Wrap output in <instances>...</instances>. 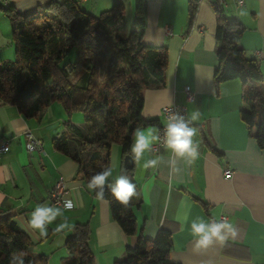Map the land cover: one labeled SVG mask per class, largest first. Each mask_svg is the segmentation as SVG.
Returning a JSON list of instances; mask_svg holds the SVG:
<instances>
[{"label": "crops", "instance_id": "1", "mask_svg": "<svg viewBox=\"0 0 264 264\" xmlns=\"http://www.w3.org/2000/svg\"><path fill=\"white\" fill-rule=\"evenodd\" d=\"M51 1L0 0V61L15 58L11 22L2 7L13 5L22 15L44 9ZM79 7L98 14L122 3L125 16H134V0H75ZM195 2L193 19L189 21V5ZM241 8L245 11L240 15ZM220 13L237 19L244 27L238 40L249 58L258 59L261 85L264 86V0H225ZM217 13L208 0H147L145 22L141 31L146 45L163 46L167 51V67L163 86H147L142 115L156 120L148 126L163 123L161 108L173 103L186 106L187 116L201 113L193 123L197 133L199 156L192 162L180 161L179 175L170 174L166 161L171 153L161 146L133 161V177L139 186L141 203L133 210L137 229L152 239L160 228L171 233L169 259L179 264H264V149L248 135L239 112L242 84L237 79L213 82L217 64ZM170 29L171 33H166ZM193 93L185 98L184 88ZM46 95L45 93H43ZM73 124L87 130L77 113L70 117L62 106L49 101L33 117H25L15 105L0 101V143L8 140L9 148L0 156V211L13 215L25 231L30 213L39 204H49V194L58 178L65 181V199L79 206L65 212L71 224L87 223L88 246L94 264H113L135 245L137 235H126L112 220L107 201L98 200L78 176V165L53 145L64 126ZM40 140L41 148L27 151L25 132ZM126 155H131L130 151ZM163 156L165 163L144 169L146 160ZM123 154L118 144L109 148V166L114 181L123 169ZM230 170L225 176L223 171ZM221 215L233 223L237 236L223 246L193 251L191 221L196 217L216 218ZM49 225L46 238L30 236L31 251L49 258L59 251V262L69 257L64 248L72 231L55 233L60 223ZM138 234V233H137Z\"/></svg>", "mask_w": 264, "mask_h": 264}, {"label": "trees", "instance_id": "2", "mask_svg": "<svg viewBox=\"0 0 264 264\" xmlns=\"http://www.w3.org/2000/svg\"><path fill=\"white\" fill-rule=\"evenodd\" d=\"M195 2L189 5L193 19ZM11 22L15 58L0 61V101L15 105L25 117H33L49 101L59 103L70 117L80 113L85 130L68 122L53 145L78 165V176L90 177L109 166V148L118 144L129 152L132 130L157 123L142 115L147 86H163L167 51L142 42L147 0H134L132 27L125 7L116 3L98 14L81 9L75 0L51 1L44 9L22 15L13 5L2 7ZM216 58L213 82L237 79L242 84L244 107L240 119L248 135L264 149V86L258 59L249 58L239 46L244 27L237 19L216 11ZM75 49L73 61L67 59ZM45 93L46 95H44ZM137 187L138 196L125 207L105 190L113 221L126 235H137L135 245L113 264H179L169 259L171 233L160 228L154 238L138 231L133 210L141 203L132 169H123ZM93 195L96 197L95 192ZM89 226L76 223L65 240L69 257L62 264H94L89 249ZM138 233V234H137ZM33 242L13 215L0 211V264H9L13 252H23L25 264H47L48 257L35 255Z\"/></svg>", "mask_w": 264, "mask_h": 264}, {"label": "clouds", "instance_id": "3", "mask_svg": "<svg viewBox=\"0 0 264 264\" xmlns=\"http://www.w3.org/2000/svg\"><path fill=\"white\" fill-rule=\"evenodd\" d=\"M244 14L245 11L241 8L240 15ZM200 115L198 110L193 111L187 117L179 112L171 111L168 114L163 134H161V129L155 125L148 127L138 125L132 130L129 159L139 162L144 158L145 153H151L154 150V145L161 144L171 153L166 161L170 174L179 175L182 171L180 161L192 163L199 156V145L194 141L197 129L193 123L200 118ZM161 163H165L164 158L158 155L146 160L142 167L144 169L156 168ZM112 176L113 168L101 165V170L90 177L87 188L90 192H95L96 198L101 201L105 199V190H108L118 203L127 207L133 197L138 196L136 184L123 174L116 177L114 181H110ZM78 206V201L70 199H66L62 207L39 204L30 213L25 231L35 238H46L49 225L59 218L61 222L56 224L53 231L55 233H62L66 230L71 232L75 225L70 223L65 212H70ZM190 231L193 237V251L196 253L216 245L223 247L229 238L234 239L237 236L236 227L227 219L196 217L191 221ZM9 264H25L23 252H13L10 255Z\"/></svg>", "mask_w": 264, "mask_h": 264}, {"label": "built area", "instance_id": "4", "mask_svg": "<svg viewBox=\"0 0 264 264\" xmlns=\"http://www.w3.org/2000/svg\"><path fill=\"white\" fill-rule=\"evenodd\" d=\"M208 1L211 3L215 11L221 10L222 6L225 4V0H208ZM166 33L170 34L171 33L170 29L167 28ZM184 92H185L186 100L192 101L194 95L191 92V90L188 87H185ZM171 111L179 112L180 114L185 115L187 117L186 106L183 104L173 103L170 105L163 106L161 108V117H162L163 123L159 126V128L161 129V134H163V129L167 123L168 114ZM24 135H25V148L27 151L38 150L41 148L40 140L35 138L30 131H26ZM161 146H162L161 144L154 145V151H157ZM8 148H9L8 140L2 141L0 143V156L4 152H6ZM223 174L225 176H228L230 174V170L225 169L223 171ZM64 194H65V181L63 180V178L60 177L55 182L53 189L51 190L49 194V205H53L56 207H62L63 202L66 200L64 198ZM222 219H226V216L221 215L218 218V220H222Z\"/></svg>", "mask_w": 264, "mask_h": 264}, {"label": "rangeland", "instance_id": "5", "mask_svg": "<svg viewBox=\"0 0 264 264\" xmlns=\"http://www.w3.org/2000/svg\"><path fill=\"white\" fill-rule=\"evenodd\" d=\"M132 21H133V18H130V16L127 15V16H126V23H127V26H128L129 28L132 27ZM74 57H75V49L73 48V49L71 50V52L69 53L67 59L63 60V63H65L66 61H73ZM77 114L80 115V113H77ZM58 257H59V251L56 250V251L53 253V255L50 257V260H49V258H48V262H47V264H61V263L59 262Z\"/></svg>", "mask_w": 264, "mask_h": 264}, {"label": "water", "instance_id": "6", "mask_svg": "<svg viewBox=\"0 0 264 264\" xmlns=\"http://www.w3.org/2000/svg\"><path fill=\"white\" fill-rule=\"evenodd\" d=\"M130 155H125L123 158V167L125 169H131L133 167V160L129 159Z\"/></svg>", "mask_w": 264, "mask_h": 264}]
</instances>
